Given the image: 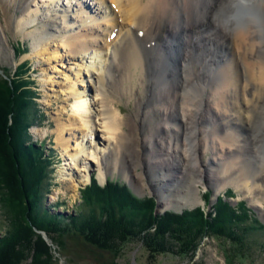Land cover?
<instances>
[{"label": "bare ground", "instance_id": "obj_1", "mask_svg": "<svg viewBox=\"0 0 264 264\" xmlns=\"http://www.w3.org/2000/svg\"><path fill=\"white\" fill-rule=\"evenodd\" d=\"M40 1L43 8L18 0V21H4L12 33L31 28L26 36L35 56L56 60L64 51L81 59L64 83L73 101L70 116L66 123L57 118L54 130L70 166L66 181L73 182L72 170H88V156L101 181L120 172L139 192L156 194L161 209L201 202L200 184L214 194L233 184L264 197V31L255 32L264 28V0H97L106 10L113 7L100 20L80 11L82 0H66L68 9L61 0ZM240 15L247 16L239 27ZM204 24L212 27L194 40L196 27ZM114 27L119 34L112 40ZM72 28L75 34L67 33ZM1 30L6 36L8 29ZM58 33L66 40L59 42ZM20 44L18 51L26 53ZM86 52L89 60L80 58ZM83 79L91 85L81 90L77 83ZM117 92L131 101L130 115L117 107ZM69 129L84 137L73 148L64 136ZM81 179L88 182L89 173Z\"/></svg>", "mask_w": 264, "mask_h": 264}, {"label": "trees", "instance_id": "obj_2", "mask_svg": "<svg viewBox=\"0 0 264 264\" xmlns=\"http://www.w3.org/2000/svg\"><path fill=\"white\" fill-rule=\"evenodd\" d=\"M27 72L23 63L12 73H0V172L6 189L0 195L6 224L0 264H23L28 257L30 264H56L42 232L53 244L65 236L80 237L110 253L136 240L150 264L159 254L191 255L204 237L228 238L238 248L245 245L244 235L256 229L246 224L256 220L243 202L229 206L218 198L208 214L200 208L155 214L152 198H138L125 183L112 179L100 185L92 178L81 190L82 208L74 216L65 220L50 214L42 202L51 156L42 144L25 145L36 107Z\"/></svg>", "mask_w": 264, "mask_h": 264}, {"label": "rangeland", "instance_id": "obj_3", "mask_svg": "<svg viewBox=\"0 0 264 264\" xmlns=\"http://www.w3.org/2000/svg\"><path fill=\"white\" fill-rule=\"evenodd\" d=\"M34 1L36 2L33 3H36L39 7L43 8L42 4H45L44 1ZM80 1L81 0H78L79 3ZM82 1L83 2L81 4H83V6H81L80 4V11H87L86 17L91 16L93 18H99L100 20V16H102L103 14L105 15V13L108 12V8L111 7L113 9L112 5L109 7L107 5L106 10L104 7V5L106 4L102 6L101 3L97 2V0H87V2H85L84 0ZM60 2L61 4L62 2H64V4H66L65 9H68V3L66 2V0H61ZM60 2H58L59 6ZM29 4H32V2L29 1ZM0 5V73L7 71L8 73H12L20 64H23L25 62L27 63L28 72L25 76H27V78H29L28 80L32 83L30 84V87L35 94L33 101L35 102L36 107L31 110V116L29 118L30 124L27 127L28 138L26 137L25 145H28L29 143L42 144L43 152L47 155H50L52 160V162L48 166V193H46L45 197L43 198L42 207L45 208L50 214L54 216H60L61 219H63L64 217V219L66 220V218L74 216L75 213L80 210V208H82L80 196L81 190L89 186L91 183V179L94 177L97 183L100 185H104V182L109 179L121 181L122 183H125L129 189L131 187L130 190L134 196H136L137 194L141 198L153 197L152 199L156 204V200L158 202V197L156 194L150 193L147 188H145L144 191L139 192L133 187L132 183H130L131 181L128 178H125V176L120 172L116 171L110 173L106 176V179L104 181H101L97 167L92 162L93 158L88 156H85L86 160H84V163L88 167V170L84 171L83 167H81L82 170L81 168H76L77 170H72L70 173L71 177L73 176V182L65 180L67 179L65 168L68 169V167L70 166L65 165L68 164V161L65 160L66 156L64 152L60 147L57 146L55 142L54 130L56 128L57 118H60L61 122L66 123V119H68L70 116V106L73 101L72 98L68 96V94L63 92L65 88L64 83L67 76H71L72 78L71 68H75V63H79L81 59H77V56L75 58L67 57L64 55V51L59 52L60 56L57 57L56 60L52 58L49 60H44L41 56H35L33 54L34 50L32 49L31 39L26 36L31 28L25 27L24 34H21V31L17 29L14 30L13 28L14 33H12V29L8 28L10 26L8 24V26H6L4 21L8 16L14 22L18 21V0H14L11 5L4 4V2L3 4L0 2ZM73 5L74 4H71L70 7ZM33 8L35 7L33 6ZM57 15H59V13H57ZM246 16L247 15H240L236 21V25L239 27L246 25ZM251 16L254 19V16ZM52 17L54 16L46 15V19H50ZM122 23L124 22H121V25ZM34 26H36V23L34 24ZM74 27L75 25H73V28ZM128 27L129 25H127V27H124V29ZM211 27L212 26L210 24L197 26L196 30H198V35L193 36V39L197 40L199 38V33H202L201 36H204L205 31ZM1 28L8 29L6 36L2 32ZM73 28L67 33L71 32V34H75L76 30H73ZM117 30V27H114L112 29L110 39L114 40L115 37L119 34V30ZM101 32L102 31L100 30L99 34H101ZM186 32H188V30ZM134 33L139 35L140 31L137 29ZM113 34L114 36H112ZM60 35L61 33H58L57 36L60 37ZM63 36L64 35L59 38V42H62L61 40H66L63 39ZM102 37L103 36L101 34V38ZM104 37H106L105 39H108L107 35H105ZM99 41L97 42L99 43ZM139 42L141 44H144V40L142 38L139 39ZM20 43L25 45L24 49L26 53H23V51H18L17 46ZM209 43L212 42L210 41ZM214 43L224 49L226 48L225 45H222V43L220 42L214 41ZM20 47L23 49V46ZM50 47H53V45H50ZM154 48L160 49V46L157 45ZM39 50H42V48L40 47ZM197 53L198 52L195 49V54ZM88 54L89 52H86L85 55L83 54L82 56H80V58L85 57V60H89ZM184 54L187 57V54ZM84 59H82V61ZM122 71L124 74L125 70L122 69ZM83 80V83H77V87L79 85V89L81 90L83 88L86 89L89 84L91 85V82L88 83L85 81V79ZM90 81H92V79ZM119 85H121L124 89L126 88V83H122ZM116 97H120L118 99L119 103L117 107L120 109L121 113L124 116L128 114L130 115L133 107L131 101L126 103V101L124 100V98L126 99V96H120L118 92L116 93ZM88 98L90 99V97ZM190 101L191 98L188 100V102ZM93 109H95L94 106ZM59 112L61 113L60 115ZM200 114L201 113H199V116ZM96 128L97 129L95 130V136L99 137L101 136V132H98V130L100 129L97 126ZM64 136L69 138L71 148L74 147L75 142H79L84 139V137H81L82 135L78 131V129L66 130ZM70 152H73V150H71ZM209 157L210 152L207 151L203 158L208 159ZM67 171H70V169H68ZM138 171L141 170L138 169ZM83 173H89L88 182L81 181V175H84ZM1 175L2 173L0 172V195L6 190L4 186L5 184L3 183L4 178ZM73 183L74 185H72ZM199 192L201 202L196 203L193 206H176L175 208L168 209L158 208L157 213H163L167 210L181 213L183 210L200 208L205 214H208L211 211V207L217 202L218 198H221L224 203H227L229 206H235L238 202L245 203V206L257 221V223H255L256 221H248L246 225L250 227L255 226L256 229L251 230L244 235L243 241L245 245L242 247L238 248L228 238L226 239L209 236L204 237L201 240V242L198 244L191 255L182 256L173 253L159 254L154 259L153 264H264V218L260 215L255 206V203L258 202L257 200H260L263 203L264 208V197H260L261 195L254 196L253 194L246 193V191L243 189L240 190L235 188V185L233 184L225 185L224 187L220 188L216 194H214V190L212 187H205L200 184ZM228 192H230V194H227ZM206 194H208L207 200H205ZM225 194H227V197ZM1 203L2 202L0 198V237H2L6 231L4 216L5 212L4 207ZM63 239L64 240L58 239V242L56 244H53L49 239L48 241H46L49 246H51L50 251L56 259V264H150L147 258L146 250L144 249L142 244L136 240L127 242L116 253H110L108 251L101 250L92 245H89L80 237L76 238L72 236H65ZM30 260L31 258L28 257L22 263L30 264Z\"/></svg>", "mask_w": 264, "mask_h": 264}, {"label": "water", "instance_id": "obj_4", "mask_svg": "<svg viewBox=\"0 0 264 264\" xmlns=\"http://www.w3.org/2000/svg\"><path fill=\"white\" fill-rule=\"evenodd\" d=\"M136 196H137L138 198H141V197H140L139 195H137V194H136ZM149 198H153V197H149ZM155 200H156V198H155ZM158 208H159V205H158V202H157V200H156V204H155V214L158 212V211H157ZM41 235H42V237L44 238L45 241H48L46 235H45L43 232L41 233Z\"/></svg>", "mask_w": 264, "mask_h": 264}, {"label": "clouds", "instance_id": "obj_5", "mask_svg": "<svg viewBox=\"0 0 264 264\" xmlns=\"http://www.w3.org/2000/svg\"><path fill=\"white\" fill-rule=\"evenodd\" d=\"M261 31H264V28H257L255 32L260 33Z\"/></svg>", "mask_w": 264, "mask_h": 264}]
</instances>
